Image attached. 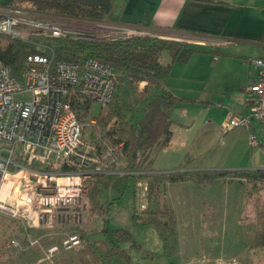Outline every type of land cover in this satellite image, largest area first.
I'll return each instance as SVG.
<instances>
[{"label": "built area", "instance_id": "2783aa9c", "mask_svg": "<svg viewBox=\"0 0 264 264\" xmlns=\"http://www.w3.org/2000/svg\"><path fill=\"white\" fill-rule=\"evenodd\" d=\"M0 33L34 42L40 48L51 38L117 41L161 37L157 30L144 25L85 19L1 3ZM247 62L256 69L254 80L245 88L248 112L230 113L221 127L224 132L246 129L250 145L257 146L260 135H264V55ZM118 84L116 68L90 56L72 62L56 61L54 55L31 54L20 77L0 59L1 211L29 227L82 226L92 179L97 175L130 173L122 163L123 142L116 146L106 143L101 148L86 134L97 124L94 106L100 105V114L106 110ZM74 88L82 100L89 101L87 115L82 118L72 103ZM18 176L20 186L13 203L8 205L9 195L3 193L4 186L11 179L15 185L13 178ZM75 232L78 230L66 234L62 249L84 247L83 235ZM11 244L15 249H24L17 239ZM59 250L58 244L48 248L50 255Z\"/></svg>", "mask_w": 264, "mask_h": 264}, {"label": "rangeland", "instance_id": "374dc122", "mask_svg": "<svg viewBox=\"0 0 264 264\" xmlns=\"http://www.w3.org/2000/svg\"><path fill=\"white\" fill-rule=\"evenodd\" d=\"M165 59L170 58L166 55ZM145 85L140 83L138 89L143 90ZM100 112L101 107L96 104L94 115L99 116ZM205 128L206 125L195 128L193 147L177 144L174 153H170L173 148L170 152L163 149L155 156L156 163L184 164L187 160L184 156L191 150L189 155L193 161L190 169L203 170L209 164L219 165L230 159L242 165L251 163L264 167L263 146L251 147L248 139L245 140L238 131L232 135L220 130L210 134ZM91 133V129L86 131L88 136ZM262 142L264 144V139ZM122 163L127 165L123 157ZM20 178H13L17 191ZM236 181L239 180L236 178L229 184L216 182L211 186L201 185L195 180L171 184L172 203L178 211L179 223L175 232L169 231L165 235L156 225L145 224L141 217H136V214L142 215L168 201L167 184L171 182L157 186L150 178L139 180L135 195L131 190L120 198L117 191L104 193L101 197L103 203L113 200L104 217L93 213L87 203L83 211L84 222L79 227H29L0 210V264H93L86 251L88 241L102 238L104 229L112 231L118 228L127 229L132 234V240L125 245L131 256L130 264H264V248L253 246L256 216L259 205L264 201V183L246 179L243 183ZM194 201L199 206L195 211L191 203ZM73 229L83 235L85 245L81 249L64 250L66 234ZM14 239L21 241L24 249L12 248ZM56 244L60 250L50 255L48 248ZM116 264H125V261L117 260Z\"/></svg>", "mask_w": 264, "mask_h": 264}, {"label": "trees", "instance_id": "16d2710c", "mask_svg": "<svg viewBox=\"0 0 264 264\" xmlns=\"http://www.w3.org/2000/svg\"><path fill=\"white\" fill-rule=\"evenodd\" d=\"M9 4L92 20H103L105 17L104 7L72 0H10ZM44 44L45 47L40 48L34 42L11 39L0 33V59L10 65L13 74L18 77L26 58L36 53L54 55L56 61L72 62H80L90 56L112 64L119 73L114 98L98 116L91 137L101 148L106 143L116 146L123 142L121 154L130 173L97 175L92 179L87 203L93 213L104 217L109 212L113 200L103 203L101 197L104 193L117 191L120 198L131 190L135 195L137 184L143 178L153 179L157 186L186 180L210 185L227 178L264 183V168L188 170L189 162L193 161L191 159L185 161L181 170L157 173L154 169L155 156L171 141V108L181 100L166 87L167 78L173 63L188 61L192 54L201 50L199 47L186 41L158 36L117 41L65 37L47 39ZM220 51L212 50L214 53ZM166 55L170 59H165ZM142 82H146V85L143 90H139L138 85ZM72 103L80 118L87 115L89 101L82 100L76 88L73 89ZM158 206L142 215L136 214V217H141L145 224L156 225L163 235L169 231L175 232V210L166 201ZM256 222L253 246L264 248V201L259 205ZM132 238L131 232L124 228L112 231L104 229L102 238L88 241L86 251L93 264H116L117 260L130 264L131 256L125 245Z\"/></svg>", "mask_w": 264, "mask_h": 264}, {"label": "crops", "instance_id": "0c3cea01", "mask_svg": "<svg viewBox=\"0 0 264 264\" xmlns=\"http://www.w3.org/2000/svg\"><path fill=\"white\" fill-rule=\"evenodd\" d=\"M9 1L0 3L9 4ZM72 1L104 7L105 17L99 21L144 25L157 30L162 38L186 41L201 49L192 54L188 61L173 63L167 78L166 87L181 100L171 108L172 137L170 144L164 148L165 152H170V148H173L170 153L176 152L174 147L177 144L193 147L195 128L198 125H206V133L210 134L220 130L232 135L238 131L250 144L246 129L235 128L224 132L221 126L230 113L244 115L248 112L245 88L254 80L256 69L247 60L264 55V0ZM211 49L221 51L214 53ZM263 139L264 135H260L259 146L264 145ZM190 151L184 159H193L189 155ZM156 159L154 169L157 172L183 169V163L178 166L174 162L158 165ZM191 162L187 169L195 170L190 169ZM205 167L228 170L264 168L251 163L242 165L231 159L223 164H209ZM235 179L216 182L229 184L235 182ZM187 181L190 180L176 183ZM176 183L167 184L166 198L175 210L178 228V211L172 203L173 192L170 188L171 184ZM191 203L194 211L199 208L195 201Z\"/></svg>", "mask_w": 264, "mask_h": 264}, {"label": "bare ground", "instance_id": "6f19581e", "mask_svg": "<svg viewBox=\"0 0 264 264\" xmlns=\"http://www.w3.org/2000/svg\"><path fill=\"white\" fill-rule=\"evenodd\" d=\"M16 192H17V188L15 187L13 180L11 179L5 184L3 189V193L5 195H9L8 205H11L13 203Z\"/></svg>", "mask_w": 264, "mask_h": 264}]
</instances>
